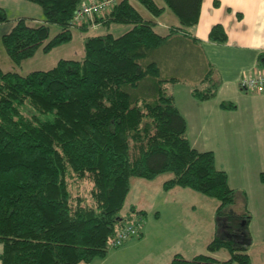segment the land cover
Wrapping results in <instances>:
<instances>
[{"label": "trees", "instance_id": "1", "mask_svg": "<svg viewBox=\"0 0 264 264\" xmlns=\"http://www.w3.org/2000/svg\"><path fill=\"white\" fill-rule=\"evenodd\" d=\"M25 1L40 6L43 22L30 25L22 17L3 34L5 51L17 65L39 50L49 53L71 42L73 28L87 29L86 22H73L84 0ZM203 1L138 0L146 13L131 0L115 1L102 19L128 30L118 36L88 35L83 60L62 59L50 70L26 75L0 67L2 264L105 259L110 238L138 215L146 216L134 207L122 213L132 180L163 175H171L163 183L165 191L182 188L218 201L216 235L207 253L192 259L177 254L170 264H251L247 201L217 169L213 152L191 146L172 90L180 79L165 77L157 56L179 32L190 35L200 22ZM166 11L178 25L162 33L156 18ZM7 22L0 6V24ZM54 25L60 31L51 37ZM208 38L217 44L229 39L221 24ZM217 77L209 63L203 79L190 85L192 96L199 101L215 97ZM83 181L90 184L88 196L73 191ZM222 250L228 253L224 260L215 256Z\"/></svg>", "mask_w": 264, "mask_h": 264}, {"label": "crops", "instance_id": "2", "mask_svg": "<svg viewBox=\"0 0 264 264\" xmlns=\"http://www.w3.org/2000/svg\"><path fill=\"white\" fill-rule=\"evenodd\" d=\"M131 2L139 4L138 0ZM103 15L87 19V29H77L98 34L128 30L127 26L108 25ZM156 21L162 33L178 25L169 11ZM216 24L225 28L229 37L226 44L209 41V32ZM189 33L179 32L167 48L158 52L163 75L180 79L172 90L177 108L187 121L191 146L199 152H213L217 169L228 174L229 186L241 192L240 200L246 199L252 215L251 264H264V94L246 92L239 86L244 75L264 73V0H204L200 22ZM209 63L216 67L220 85L215 97L199 101L192 96L190 85L203 79ZM223 103L236 107L226 109ZM164 181L159 187L154 180L148 185L132 182L129 196L136 185L144 184L148 201L145 209L136 200L130 205L146 213L141 236L110 250L105 259L88 264H107L117 259L118 253L129 257L135 253V257L149 258L150 264H170L177 254L192 259L204 253L209 239L201 240V220L193 218L196 194L182 188L165 191ZM210 222L216 228L215 218ZM2 250L0 244V254ZM219 254L215 256L219 258Z\"/></svg>", "mask_w": 264, "mask_h": 264}, {"label": "rangeland", "instance_id": "3", "mask_svg": "<svg viewBox=\"0 0 264 264\" xmlns=\"http://www.w3.org/2000/svg\"><path fill=\"white\" fill-rule=\"evenodd\" d=\"M0 6L5 8V10L9 15V22L5 24H0V67L5 71H13L26 75L33 71L50 70L54 66H56L57 63L62 59L83 60L85 57V45H84L85 37L92 34H98V32L94 30L81 32L80 30L73 28L74 37L71 42L59 46L49 53H44L42 50H39L33 58L24 61L21 65H17L12 61V59L8 56L7 52L5 51V48L2 44L1 35L9 32L16 24L18 19L22 17H26L30 25H36L42 23L43 22L42 9L40 8V6L33 4L31 2H27L25 0H0ZM137 7L143 10L144 13H146L145 12L146 10L141 8L139 4H137ZM33 19H35L36 21H34ZM59 31H60V27L54 25L51 32V37L56 35V33ZM115 34L117 36L121 35L123 34V31L120 33L116 32ZM170 177L171 175H163L155 179L154 181L156 182L154 184L156 185V187H159L160 184L162 185V182L164 180ZM136 181H141V183L144 184L149 182V180L139 179V178H135L132 180L133 183H135ZM144 184L135 186L132 192L133 194H131L127 198L125 207L122 212L123 214L127 213L133 200L139 202L138 206L144 207L145 209V204H148V201L147 199H145V192L142 187ZM89 190H90V184L86 181L76 183L73 187V191H75L76 193L82 195L86 194L87 196ZM193 193L196 194L194 195L193 198L196 205V211L194 210L195 212H193L194 215L193 218L195 220H199V219L201 220L202 232L199 234V236H201V240L203 241L208 237L209 239L208 243H209L215 237V233H216V228L214 226V223L211 224L210 221L212 220V222H214L215 207L218 206V201L214 198L207 197L203 194H199L196 192ZM135 197L137 198L134 199ZM139 237L136 238L138 239ZM116 249L117 248L111 250L115 251ZM203 252L207 253L206 247L203 249ZM131 254L132 256L129 257L130 254H128L129 256H126L123 253H118V258L113 261L110 260L107 264H148V263L150 264L149 258H142L139 256L135 257L134 255L135 253H131ZM227 257H228V253L226 250L220 251L219 254L220 259H225Z\"/></svg>", "mask_w": 264, "mask_h": 264}, {"label": "built area", "instance_id": "4", "mask_svg": "<svg viewBox=\"0 0 264 264\" xmlns=\"http://www.w3.org/2000/svg\"><path fill=\"white\" fill-rule=\"evenodd\" d=\"M115 0H84L76 11L73 22L78 25L108 11ZM241 90L264 94V73L244 75L239 83ZM144 218L138 215L133 221L125 224L109 240L110 248H119L129 240L139 237L142 233Z\"/></svg>", "mask_w": 264, "mask_h": 264}]
</instances>
